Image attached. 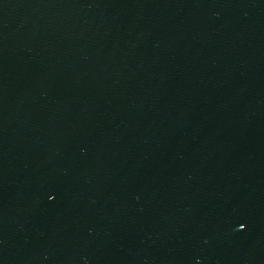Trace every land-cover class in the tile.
<instances>
[{"label":"water","instance_id":"1","mask_svg":"<svg viewBox=\"0 0 264 264\" xmlns=\"http://www.w3.org/2000/svg\"><path fill=\"white\" fill-rule=\"evenodd\" d=\"M0 264H264V0H0Z\"/></svg>","mask_w":264,"mask_h":264}]
</instances>
